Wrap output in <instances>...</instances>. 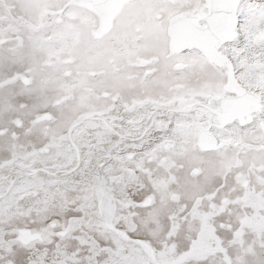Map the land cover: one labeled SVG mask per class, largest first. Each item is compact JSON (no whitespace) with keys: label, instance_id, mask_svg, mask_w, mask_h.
Wrapping results in <instances>:
<instances>
[{"label":"bare ground","instance_id":"1","mask_svg":"<svg viewBox=\"0 0 264 264\" xmlns=\"http://www.w3.org/2000/svg\"><path fill=\"white\" fill-rule=\"evenodd\" d=\"M75 4L0 0V264H148L122 240L131 216H142L128 231L155 263L220 253L227 264H264V0L238 1L235 34L218 48L237 95L223 88L224 64L193 48L168 53L164 0L123 2L97 38V15ZM204 126L214 148L196 143ZM247 161L253 178H243ZM99 177L139 198H106ZM217 187L245 195L218 199ZM116 201L129 209L112 222Z\"/></svg>","mask_w":264,"mask_h":264},{"label":"water","instance_id":"2","mask_svg":"<svg viewBox=\"0 0 264 264\" xmlns=\"http://www.w3.org/2000/svg\"><path fill=\"white\" fill-rule=\"evenodd\" d=\"M127 0H77V4L89 9L98 17L97 27L91 30L93 37L106 33L111 26V17L119 6ZM239 0H204V9L187 14L175 12L167 18L165 33L169 53H177L185 49H196L208 61L215 65H225L224 90L235 92L240 87L233 78L232 65L229 58L218 51L219 46L230 40L235 34L236 8ZM60 10V9H59ZM57 10V12L59 11ZM143 61L139 63L142 64ZM181 67V63L174 64ZM23 83L27 82L21 77ZM233 98V100L237 99ZM45 113L38 119L47 118ZM248 118V116H246ZM197 145L200 148H214L215 141L207 132V126L201 127L197 133Z\"/></svg>","mask_w":264,"mask_h":264},{"label":"rangeland","instance_id":"3","mask_svg":"<svg viewBox=\"0 0 264 264\" xmlns=\"http://www.w3.org/2000/svg\"><path fill=\"white\" fill-rule=\"evenodd\" d=\"M167 4H169V5H171L172 7H173V10H172V12H170L168 15H167V18L171 15V14H173V13H175V12H180V13H183L184 11H183V9L181 8V7H179V9H177V7H178V5H176V4H174V2H170L169 0H164ZM173 4H174V6H173ZM76 5V4H75ZM76 6H78V7H82V6H80V5H76ZM177 6V7H176ZM197 6V5H196ZM195 6V7H196ZM203 7H204V5H203ZM84 8V7H83ZM84 9H86V10H88L87 8H84ZM196 9H197V7H196ZM195 9V10H196ZM90 11V10H89ZM181 11H183V12H181ZM90 12H92V11H90ZM93 13V12H92ZM94 14V13H93ZM183 14H186L185 12L183 13ZM95 15V14H94ZM161 16V15H160ZM164 35H165V37H166V39H167V36H166V33H165V31H164ZM166 50L168 51V49H167V42H166ZM169 53V52H168ZM143 57H145V56H143ZM69 59H71V57H69ZM137 60V59H136ZM44 60H42V62H43ZM46 61V60H45ZM138 61V60H137ZM179 63H182L180 60L178 61ZM177 63V62H176ZM130 68H133L132 66H129ZM136 69V68H135ZM175 69H177L178 70V68H175ZM179 69H181V68H179ZM27 77V76H26ZM28 78V77H27ZM20 85H21V83L23 84V85H25V83H23L21 80H20ZM27 85V84H26ZM101 94V93H100ZM102 97H104L105 98V96H102ZM45 111H50V109H47V110H45ZM44 111V112H45ZM42 112V111H41ZM38 113H40V112H37V113H35V114H38ZM47 113V112H46ZM44 114V113H43ZM4 129L5 127H0V129ZM257 151V150H256ZM239 164H240V161H239V159H234L233 160V164H231V167L227 170V174H230L231 173V171H235L236 170V168H237V166H239ZM251 164H250V162L249 161H247L246 162V165L244 166V168H243V170L242 171H244V174H243V178H248L249 177V171H250V169H251ZM193 173V172H192ZM249 178H253V175L252 174H250V177ZM99 179V180H98ZM97 179V181L95 182V183H98V182H102V183H100V188H103V194L106 196V198H108V199H111V198H113V197H115V193L117 194V196H119V195H123V197L122 198H126V197H130L132 200H137L138 198H139V193L138 192H135V193H133V192H131V191H134L135 190V186L134 187H128V186H124V187H122V189H121V192L118 194L117 193V191L114 189L115 188V185H113L112 184V186H111V183H109V180H108V177L106 178H104V179H101L100 177ZM237 179H241V178H239L238 176H237ZM146 181H147V179H146ZM106 182H108V183H106ZM135 182H137V181H134V183ZM221 179L219 180V182L217 183V186L219 187L220 186V184H221ZM105 183V184H104ZM125 183V181L124 180H122V181H120L119 183H117V186H123V185H121V184H124ZM254 184H256V177H254ZM43 185V183H38V185L37 186H42ZM103 185H105V186H103ZM224 185V184H223ZM223 185H222V188H223ZM108 187V188H107ZM136 187H137V185H136ZM218 187L215 189V193L217 192L216 190L218 189ZM95 189V186H94V188H93V190ZM107 190H109V192H113L112 194H111V196L112 197H110L109 196V193H108V191ZM112 190V191H111ZM106 191H107V193H106ZM126 191V192H125ZM128 191H130V192H128ZM218 191L220 192L219 194H218V196H217V198L219 199L220 197H222V196H231V198L232 199H234L233 198V196L236 194V195H238V196H244L245 195V192L244 191H242V192H240V191H238V192H233V189H218ZM98 192H101V190H99ZM128 193V194H127ZM129 193H130V195H129ZM238 193V194H237ZM107 194V195H106ZM227 194V195H226ZM124 195H126V196H124ZM199 196H201V195H198V196H195L196 198L197 197H199ZM110 197V198H109ZM127 199V198H126ZM216 200V199H215ZM123 201H125V203H126V200H123ZM217 201V200H216ZM204 203H206V201L204 200ZM116 205H117V209H113L112 208V214H111V218L113 217V219H112V222L115 220V217L117 216V215H119V216H122V215H125V214H127L128 213V209H129V206H128V204L125 206V205H122V206H124V207H121L120 208V204L116 201ZM208 205V204H207ZM208 208H209V205L207 206ZM202 209V208H201ZM133 210H135L134 208H133ZM252 210H249V212H247V213H250ZM115 214H117V215H115ZM115 215V216H114ZM242 215H243V213H242ZM134 218V219H133ZM192 218H194L193 216H191L190 217V219H192ZM138 219H139V224L142 222L143 223V218H142V216H140V217H138ZM138 219H137V217H133V216H131V218L127 221V223L125 224V226L124 225H122L121 227H119V230L123 233V235H124V238H122V240L123 239H125L124 241H127V240H130V241H134V243L137 245L138 244V246L141 248V253L143 254V255H145V258H147V262H148V264L150 263V264H152L153 262H154V260L155 261H159V260H157V258H156V256H155V254L153 253V251H150V247H149V245H148V247H147V243H145L144 241H142V239H143V236H137L136 235V233H134V232H129L128 231V229L130 228V222H135V220H136V222L138 223ZM217 218L215 217L213 220H216ZM182 221V220H181ZM183 222V221H182ZM115 227V226H114ZM123 228V229H122ZM256 230H255V228H251V230L249 231V232H255ZM126 233V234H125ZM130 235V236H129ZM131 237V238H130ZM133 237H134V239H133ZM137 237V238H136ZM226 238H229V236H225ZM233 237V236H232ZM127 238V239H126ZM138 238H140V239H138ZM212 239L211 238H209V239H207V241L206 242H204V244H206V245H208V247H210V248H212L213 247V241H211ZM139 241V242H138ZM181 241H183V240H181ZM209 241V242H208ZM143 242V243H142ZM186 241H183L181 244H184ZM111 243V246L113 247V243L112 242H110ZM140 243V244H139ZM144 243H145V245L146 246H144ZM142 244V245H141ZM181 244H179V245H181ZM231 244H233V242L231 243ZM143 246V247H142ZM262 246V245H261ZM146 247V248H145ZM179 247V246H178ZM125 251H128V249H126ZM143 251V252H142ZM145 252V253H144ZM153 254V255H152ZM232 256H234L235 254H231ZM151 257H153V258H151ZM155 257V258H154ZM151 259V260H150ZM217 259H218V262H214V260H211V261H206V260H202V261H200V262H198V263H192V264H227L223 259H222V257H221V254L220 253H217ZM160 262V261H159ZM154 264H158V262H154ZM161 264V263H160ZM241 264H246L245 262L243 263H241ZM248 264V263H247Z\"/></svg>","mask_w":264,"mask_h":264},{"label":"snow or ice","instance_id":"4","mask_svg":"<svg viewBox=\"0 0 264 264\" xmlns=\"http://www.w3.org/2000/svg\"><path fill=\"white\" fill-rule=\"evenodd\" d=\"M181 264H185V262L182 261Z\"/></svg>","mask_w":264,"mask_h":264}]
</instances>
